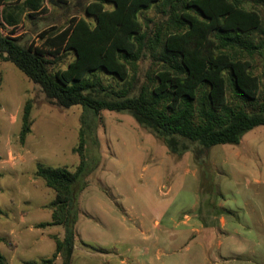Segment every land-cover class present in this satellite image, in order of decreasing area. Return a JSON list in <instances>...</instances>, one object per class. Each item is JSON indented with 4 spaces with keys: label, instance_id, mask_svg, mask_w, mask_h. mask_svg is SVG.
Returning a JSON list of instances; mask_svg holds the SVG:
<instances>
[{
    "label": "rangeland",
    "instance_id": "obj_1",
    "mask_svg": "<svg viewBox=\"0 0 264 264\" xmlns=\"http://www.w3.org/2000/svg\"><path fill=\"white\" fill-rule=\"evenodd\" d=\"M91 1L5 0L1 32L20 46L39 45L44 30L60 32L73 17L93 24L86 12ZM257 9L263 31L255 43L264 37V7ZM138 18L152 35L167 17L152 6ZM160 55V48L144 50L130 83L103 70L96 75L108 90L137 96L148 71L153 77L160 69ZM74 58L71 50L50 56L49 68L65 69ZM247 58L262 99L264 49ZM28 102L30 132L21 140ZM81 129L86 160L72 187L69 218L51 224L55 192L36 170L43 164L75 171ZM177 139L173 153L127 110L63 107L0 54V253L8 264L47 258L53 264H264V126L247 132L240 145L206 149Z\"/></svg>",
    "mask_w": 264,
    "mask_h": 264
},
{
    "label": "trees",
    "instance_id": "obj_2",
    "mask_svg": "<svg viewBox=\"0 0 264 264\" xmlns=\"http://www.w3.org/2000/svg\"><path fill=\"white\" fill-rule=\"evenodd\" d=\"M4 2L0 0V6ZM152 6L167 18L149 35L138 15ZM257 7H264V0H93L86 6L93 24L73 17L60 32L44 30L39 45L20 46L3 35L0 26V54L61 106L127 110L173 153L179 143L177 136L197 141L206 149L218 144L240 145L247 132L264 126L261 80L247 58L264 49V37L254 42L263 31ZM159 48L161 67L153 77L148 71L137 96L108 90L96 75L103 70L130 83L142 52ZM67 50L74 52V60L65 69L51 70L48 57ZM30 115L28 102L21 140L30 132ZM85 147L81 129L74 148L80 157L75 171L43 164L37 167L36 175L55 192L50 203L51 224L69 218L72 187L85 165ZM60 247L58 242L57 252ZM53 261L47 258L29 264ZM0 264H8L1 253Z\"/></svg>",
    "mask_w": 264,
    "mask_h": 264
},
{
    "label": "crops",
    "instance_id": "obj_3",
    "mask_svg": "<svg viewBox=\"0 0 264 264\" xmlns=\"http://www.w3.org/2000/svg\"><path fill=\"white\" fill-rule=\"evenodd\" d=\"M222 223H223V226H226V220L225 219L222 220ZM156 224L158 226H160V222L159 221H156ZM125 263H126V260H121V262H120V264H125Z\"/></svg>",
    "mask_w": 264,
    "mask_h": 264
}]
</instances>
